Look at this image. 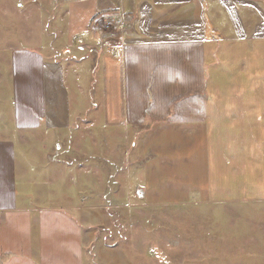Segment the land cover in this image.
Instances as JSON below:
<instances>
[{
	"label": "crops",
	"instance_id": "0c3cea01",
	"mask_svg": "<svg viewBox=\"0 0 264 264\" xmlns=\"http://www.w3.org/2000/svg\"><path fill=\"white\" fill-rule=\"evenodd\" d=\"M19 1L29 10L0 0V31L23 13L29 40L0 34L15 133L63 132L77 116L88 126L97 113L120 137L110 142L139 145L145 186L175 197L156 200L194 190L206 202L264 201V0H50L51 12L45 0ZM113 14L123 27L104 33L100 19ZM51 32L73 60L49 57ZM85 90L91 106L77 96ZM18 155L0 137V264H81L84 227L68 209L34 206L31 183L21 199Z\"/></svg>",
	"mask_w": 264,
	"mask_h": 264
},
{
	"label": "rangeland",
	"instance_id": "374dc122",
	"mask_svg": "<svg viewBox=\"0 0 264 264\" xmlns=\"http://www.w3.org/2000/svg\"><path fill=\"white\" fill-rule=\"evenodd\" d=\"M45 1L51 12L52 3ZM13 6L27 8L18 6V0ZM56 14L49 13L48 18L60 20ZM22 15L17 16L12 30L0 31L6 38L15 33L16 44L29 42L23 37ZM52 32L49 57L62 52L61 57L73 60L74 52L66 54V47L53 40ZM7 72V66L0 63V137L10 135L17 142L21 199L26 195L24 183H31L34 206L61 207L73 216L75 213L76 222L84 227L81 264H264V201L206 202L194 190L192 198L184 202L156 200L175 197L171 190L152 191L145 186L150 170L145 155H139V145L133 150L131 143L128 149L126 143L110 142L111 137H120L104 132L97 113L91 115L88 126L83 116L76 115L63 132L15 133L7 124V111L12 108L11 103L6 105L4 92L11 90L10 80L4 78ZM77 96L85 106L95 100L87 90ZM49 154L53 156L47 158ZM23 160L28 168H23ZM206 177L201 174L200 186H205ZM65 254L72 261V254Z\"/></svg>",
	"mask_w": 264,
	"mask_h": 264
},
{
	"label": "built area",
	"instance_id": "2783aa9c",
	"mask_svg": "<svg viewBox=\"0 0 264 264\" xmlns=\"http://www.w3.org/2000/svg\"><path fill=\"white\" fill-rule=\"evenodd\" d=\"M100 22L102 23L104 33L107 34L113 30L121 29L123 27V21L121 20V17L115 14L102 17Z\"/></svg>",
	"mask_w": 264,
	"mask_h": 264
},
{
	"label": "bare ground",
	"instance_id": "6f19581e",
	"mask_svg": "<svg viewBox=\"0 0 264 264\" xmlns=\"http://www.w3.org/2000/svg\"><path fill=\"white\" fill-rule=\"evenodd\" d=\"M207 102V101H206Z\"/></svg>",
	"mask_w": 264,
	"mask_h": 264
}]
</instances>
